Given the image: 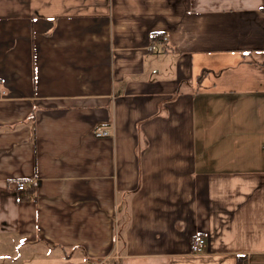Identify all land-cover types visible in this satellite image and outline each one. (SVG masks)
<instances>
[{
    "label": "crops",
    "instance_id": "crops-1",
    "mask_svg": "<svg viewBox=\"0 0 264 264\" xmlns=\"http://www.w3.org/2000/svg\"><path fill=\"white\" fill-rule=\"evenodd\" d=\"M263 53L264 0H0V264H264Z\"/></svg>",
    "mask_w": 264,
    "mask_h": 264
},
{
    "label": "built area",
    "instance_id": "built-area-1",
    "mask_svg": "<svg viewBox=\"0 0 264 264\" xmlns=\"http://www.w3.org/2000/svg\"><path fill=\"white\" fill-rule=\"evenodd\" d=\"M108 135L109 134L106 130H98L95 133L96 137H108ZM16 189L18 191H23L26 189V186L24 185V183H18L16 185ZM204 247H205V240L200 236L195 237L194 240L192 241V244H191L192 255H194V256L202 255ZM242 264H248V263L243 262Z\"/></svg>",
    "mask_w": 264,
    "mask_h": 264
},
{
    "label": "trees",
    "instance_id": "trees-1",
    "mask_svg": "<svg viewBox=\"0 0 264 264\" xmlns=\"http://www.w3.org/2000/svg\"><path fill=\"white\" fill-rule=\"evenodd\" d=\"M162 37V35L161 34H152L151 36H150V43H153V42H155L156 40H159L160 38ZM207 72H203L199 77H200V79H202L203 78V76L206 74ZM198 77V78H199ZM19 183H25V181H22V182H19ZM243 263V259L242 258H238V263L237 264H242Z\"/></svg>",
    "mask_w": 264,
    "mask_h": 264
},
{
    "label": "rangeland",
    "instance_id": "rangeland-1",
    "mask_svg": "<svg viewBox=\"0 0 264 264\" xmlns=\"http://www.w3.org/2000/svg\"><path fill=\"white\" fill-rule=\"evenodd\" d=\"M253 58L255 60H257L258 62H262V61H264V53L262 55H259V56L258 55H254ZM156 65H158V63Z\"/></svg>",
    "mask_w": 264,
    "mask_h": 264
}]
</instances>
